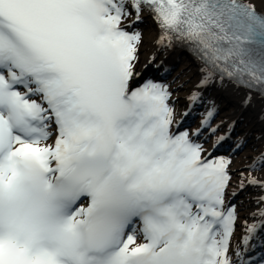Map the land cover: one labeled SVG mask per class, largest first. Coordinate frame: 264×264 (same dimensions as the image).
I'll return each mask as SVG.
<instances>
[{"label": "snow or ice", "instance_id": "snow-or-ice-1", "mask_svg": "<svg viewBox=\"0 0 264 264\" xmlns=\"http://www.w3.org/2000/svg\"><path fill=\"white\" fill-rule=\"evenodd\" d=\"M145 11L158 45L202 63L197 89L227 79L264 100L254 0H0V264H234L232 159L173 131L168 85L134 83ZM247 170L239 189H264V152Z\"/></svg>", "mask_w": 264, "mask_h": 264}, {"label": "rangeland", "instance_id": "rangeland-1", "mask_svg": "<svg viewBox=\"0 0 264 264\" xmlns=\"http://www.w3.org/2000/svg\"><path fill=\"white\" fill-rule=\"evenodd\" d=\"M141 15H142L141 21L132 22L131 27L129 28L130 31L139 30L143 34V43L140 48V61L137 67L140 66L142 60H144L145 57L149 58L153 56V54L151 55V52H149L150 49L148 48H150L149 46L151 45L150 44L151 41L155 42L157 34L160 33L156 25L153 23L151 17H149V15L144 13H142ZM134 19H135V13L133 12L131 21H134ZM159 54L160 56H165L164 54L161 53ZM167 61L168 58L166 57V62L164 65L165 68L163 69V71L161 70L162 72L157 71L155 66H152L153 68L150 69V71L154 70L157 72L149 71L151 75L149 74V78L145 79V81L152 80L157 83L168 85L169 90L173 93L172 102L175 103L174 107L176 111L179 109V106L181 108V104L183 103L184 100L190 101L188 99L189 96H191L193 92H196L195 79L191 77V72H189L190 69L187 68V66L183 65L184 63H186L185 56L179 57L176 62H172L173 63L172 65L171 62L170 65H168ZM143 69L144 68L142 67L141 71H143ZM166 69L170 71L164 72ZM145 81H142L141 84H143ZM210 92L211 91H208L205 94L202 93L201 98L194 103L192 102L191 104L194 106L192 117L194 118L196 125L193 127H189V128L187 127L183 130H180L178 125H179V121L183 120L182 118L183 116L178 117L177 114V125L174 126L173 131L174 132L188 131L189 134L192 136V138L197 143L202 144L205 148L211 151L214 157H228L232 159V164H231L232 179L230 181V183L232 184H230V188L229 190H227L226 193V204L229 205L235 204L238 217H242L243 219H246L243 228L248 229V226H250L249 220L252 219V217H254L253 215L250 217L247 216L248 209L249 212H254L258 208V206H256L257 204H255V200L257 198L256 189L258 187L248 186L243 191H241L238 185L242 179L241 172H243L244 177H247L249 175L247 170V165L251 162L252 157L259 155L261 152H264V121H261L259 119L260 114L256 113L257 115H254V111L251 107L245 109L242 106L243 109L240 111L238 116L231 115L230 111L231 110L233 111L234 110L233 107L235 106L233 101L232 102L227 101L225 97L214 98L212 95H210ZM210 102L215 103L216 113L220 115L217 118L218 119L217 121L209 124L211 125L210 127L213 128L214 127L213 124H215L216 122L222 123V121L226 122L228 120L226 128L221 127L222 130L226 129V132H224L219 136H209L208 138L207 137L204 138L203 136H201V134L192 135L196 133L197 130H199L201 133L202 129L204 128L203 124L201 126H199V124L201 123L203 116H205L204 114L205 111L209 112L211 110L212 104ZM230 105L233 106L231 107ZM189 109L190 107L188 108V110ZM223 116L227 117L228 119L223 118ZM206 117H207L206 119L210 121L211 117H208V115H206ZM229 117H232L235 123L232 130L230 129L231 127H229V125L232 124V119L231 118L229 119ZM208 127L206 128L208 129ZM230 130L231 133L227 136ZM219 137H224V139L218 141ZM241 140H243L244 143L241 144L239 148H237L236 145ZM213 145H215V148L213 147ZM226 148L228 149L227 150L228 152L223 154V151ZM252 175L264 179V170H259L257 172H254L252 173ZM232 190L236 191L238 195L232 196V194H230ZM259 193H261V195H264L263 194L264 191Z\"/></svg>", "mask_w": 264, "mask_h": 264}, {"label": "bare ground", "instance_id": "bare-ground-1", "mask_svg": "<svg viewBox=\"0 0 264 264\" xmlns=\"http://www.w3.org/2000/svg\"><path fill=\"white\" fill-rule=\"evenodd\" d=\"M254 2L256 3L258 10L264 11V0H254ZM143 13L147 14V15H149V17H151L149 12L145 11ZM151 19H152V17H151ZM159 36H160V33L157 34L155 42L151 41V43H150L151 45L149 46L150 47L149 49L151 50V55L152 54H159V53L164 54L168 58V61H167L168 65H170V62H171V65H172L173 64L172 62H176L179 57L185 56L186 63H184L183 65L187 66V68L190 69L189 72H191V77H193L195 79V89H196L195 91H199L201 93V95H202V93L205 94L206 92L211 91L210 95H212L214 98H224L225 97L227 99V101H230V102L233 101V103L235 105L233 107V109H234L233 111L234 112L232 110H231L232 112L230 111V114L233 115V116H235V115L238 116L239 115L240 111L243 109L242 108V102L245 99V97L248 96V95H252V97H253L252 104L249 107H251L253 109L254 115H257V114L261 115V113L264 112V100H261L258 97L257 93L250 92L248 89H239V88L231 87V86H228V85H225V84H219L218 82L213 84V85H211L210 87H207L204 90L203 89H197V85L199 84V82H200V80L202 78V75H203V73L201 72V69H200L201 66L199 64H197L191 57L187 56L185 53L182 54V53H180L181 51L180 52L176 51L172 46H170V47H162V46L158 45L157 44V40L159 39ZM145 70H147V69L144 68L143 71L141 72V74L139 75V79H141V83H142L143 80L145 81V79L149 78V74L150 73H144ZM193 107L194 106H192L190 114L188 113L187 116L183 117V120L179 121V123L182 121L178 125L180 130H183V129L187 128V127L188 128L192 127V126H190L189 122H190V118L192 116ZM248 111H249V109H248ZM204 114H205V116H203L199 126H201L203 124V121H205V119L207 118L206 115L208 114V111H205ZM223 118L228 119L227 117H224V116H223ZM230 118L232 119V127L230 128L232 130V128L235 125V123L233 121V118L229 117V119ZM231 130H230V133H231ZM223 148H225V147H223ZM227 150H228L227 148L224 149L223 154L228 152ZM263 191H264V189H261L259 187L256 189L257 198L255 200V204H257L256 206H258V208L254 212H249L248 213V217L252 216L253 213H259V211L261 209H263L264 203L263 202L257 203L258 198L261 197V196H264V195H261V193H259V192H263ZM258 220H262V223H264V217L256 215V216L252 217V219L249 220L250 225H252L254 222H257Z\"/></svg>", "mask_w": 264, "mask_h": 264}]
</instances>
